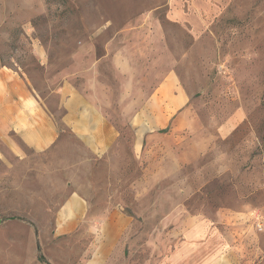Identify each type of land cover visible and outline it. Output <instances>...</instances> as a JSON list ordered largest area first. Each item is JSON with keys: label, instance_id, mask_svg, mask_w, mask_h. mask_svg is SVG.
I'll return each mask as SVG.
<instances>
[{"label": "rangeland", "instance_id": "obj_1", "mask_svg": "<svg viewBox=\"0 0 264 264\" xmlns=\"http://www.w3.org/2000/svg\"><path fill=\"white\" fill-rule=\"evenodd\" d=\"M168 2L0 0V69L43 96L69 70L104 116L43 154L0 143V264H176L188 242L264 264V0L198 33Z\"/></svg>", "mask_w": 264, "mask_h": 264}, {"label": "crops", "instance_id": "obj_2", "mask_svg": "<svg viewBox=\"0 0 264 264\" xmlns=\"http://www.w3.org/2000/svg\"><path fill=\"white\" fill-rule=\"evenodd\" d=\"M223 1L226 0H169L168 17L198 33L220 10ZM70 77L69 70L56 75L54 79L60 85L43 96L27 77L15 70L1 68L0 143L18 155H25L28 150L43 154L58 147L67 132L85 136L88 130L102 129L104 116L100 97H86V93L71 83ZM86 86L102 87L95 80L88 81ZM53 96L56 99L51 101ZM201 246L195 242L181 245L176 264H227L219 258H210L208 252L199 256Z\"/></svg>", "mask_w": 264, "mask_h": 264}]
</instances>
